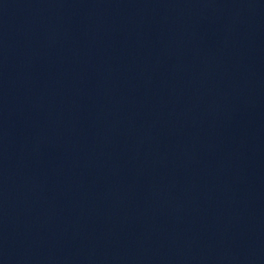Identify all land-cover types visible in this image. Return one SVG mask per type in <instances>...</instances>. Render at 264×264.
I'll use <instances>...</instances> for the list:
<instances>
[{"label": "water", "instance_id": "95a60500", "mask_svg": "<svg viewBox=\"0 0 264 264\" xmlns=\"http://www.w3.org/2000/svg\"><path fill=\"white\" fill-rule=\"evenodd\" d=\"M0 264H264V0H0Z\"/></svg>", "mask_w": 264, "mask_h": 264}]
</instances>
